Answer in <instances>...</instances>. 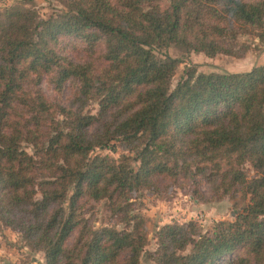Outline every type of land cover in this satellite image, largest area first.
<instances>
[{
  "label": "trees",
  "instance_id": "obj_1",
  "mask_svg": "<svg viewBox=\"0 0 264 264\" xmlns=\"http://www.w3.org/2000/svg\"><path fill=\"white\" fill-rule=\"evenodd\" d=\"M58 1L68 13L55 20L14 10L0 22V222L46 264H140L148 239L136 194L188 181L198 198L202 183L249 204L206 233L196 222L163 226L150 259L264 264V65L188 69L171 90L181 61L156 52L243 58L240 37L264 45V0H174L167 9L151 0ZM68 37L100 47L101 62L69 59L60 47ZM43 81L57 94L74 83L69 105L46 98ZM118 148L134 157L91 156ZM102 200L124 229L94 226L88 206Z\"/></svg>",
  "mask_w": 264,
  "mask_h": 264
},
{
  "label": "rangeland",
  "instance_id": "obj_2",
  "mask_svg": "<svg viewBox=\"0 0 264 264\" xmlns=\"http://www.w3.org/2000/svg\"><path fill=\"white\" fill-rule=\"evenodd\" d=\"M153 4L167 9L174 0H151ZM14 10H30L36 14V23L55 20L59 16L68 13V9L58 0H0V22H5L7 15ZM237 48H246L247 53L243 58L230 55H217L209 58L202 53L189 52L181 46H171L167 49L157 50L158 56L169 55L179 59L181 64L172 80L171 90H174L188 69H193L198 74L210 73H244L264 65V45L256 39L245 35L240 37ZM94 43L85 42L84 39L68 37L62 40L60 47L69 59L76 63L101 61L100 47ZM42 92L52 102H59L68 106L75 93V85L69 82L65 85L61 94H57L52 85L43 81L40 85ZM88 112L96 114L98 105L91 104ZM29 153H33L32 147L25 146ZM95 156H108L119 162L124 156L134 157V154L122 148L112 152L106 149H97L92 154ZM139 163H133L138 169ZM250 170L251 168L248 167ZM182 184V185H181ZM192 182H181L174 186L172 182L162 183L159 192L142 190L132 200L134 213L142 215L145 219L147 232V245L140 258V264H154L150 254L157 249L156 234L168 224H188L196 222L206 233L212 230L216 222L234 221L249 204V199L241 194L236 198L219 197L207 184H199L200 197L194 194L195 186ZM93 214L94 226L116 227L124 229L125 225L112 218L108 201L91 202L88 206ZM0 264H46L43 252L35 251L27 244L23 235L13 231L0 222Z\"/></svg>",
  "mask_w": 264,
  "mask_h": 264
}]
</instances>
